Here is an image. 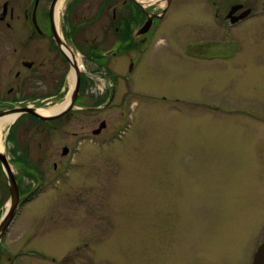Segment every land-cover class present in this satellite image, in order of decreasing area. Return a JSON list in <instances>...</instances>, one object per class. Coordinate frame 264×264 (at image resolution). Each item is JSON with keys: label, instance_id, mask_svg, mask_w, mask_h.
I'll list each match as a JSON object with an SVG mask.
<instances>
[{"label": "rangeland", "instance_id": "obj_1", "mask_svg": "<svg viewBox=\"0 0 264 264\" xmlns=\"http://www.w3.org/2000/svg\"><path fill=\"white\" fill-rule=\"evenodd\" d=\"M103 1L75 0L68 23L77 9L93 17ZM111 19L110 10L79 41H101ZM248 26L241 43H216L221 32L203 1L174 0L145 54L132 40L110 59L114 80L81 58L82 99L99 105L111 90L114 98L49 122L50 134L14 127L13 147L29 144L40 162L41 194L19 209L3 256L12 264H252L264 244V17ZM73 85L67 79L66 99Z\"/></svg>", "mask_w": 264, "mask_h": 264}, {"label": "flooded vegetation", "instance_id": "obj_2", "mask_svg": "<svg viewBox=\"0 0 264 264\" xmlns=\"http://www.w3.org/2000/svg\"><path fill=\"white\" fill-rule=\"evenodd\" d=\"M54 1L6 0L0 5V121L6 117H13L14 111L30 108L37 112L38 109L53 107L66 100V81L69 80L73 68L64 50L61 49L57 37L67 45V47L64 45L65 48L73 51V54L79 55L80 58H84L88 66L92 65L94 71H99L104 76L110 75L114 80L110 59L124 52L126 45L129 48L132 40L138 45L142 44L138 51L139 55L145 54L150 48L155 23L165 18L174 0H150L151 2L104 0L93 17L83 16L80 19L77 9L74 18L69 23L67 17L75 0L70 2L68 0L61 15L64 25L61 19L60 28L56 26L55 12L53 16L51 14ZM79 1H82V4L85 0ZM120 1L122 9L118 13L113 3ZM202 1L212 24L221 32H218L219 37L214 39L216 43H241L242 40L238 35L245 36L251 31L248 25L264 17V1L262 6H258V0ZM162 4L165 7L160 8ZM110 10L111 23L102 40L98 42L96 38L92 41L83 38V42H80L79 38L83 37L85 29L94 26ZM199 13L200 11H196L189 17H200ZM150 18H152V26L149 32L142 34ZM109 29L113 30L116 40L110 38ZM108 46L111 47L108 48ZM74 58L73 62L77 64L81 73V81L73 108L65 115L48 121L30 113H17L16 121L7 125L1 132L0 231L7 232L0 242V248L6 243L9 233L13 231V226L19 218V209L33 202V199L41 194H39L40 187L36 189L34 187L35 182L39 183L41 180L38 177L42 171L40 162L34 160V157L30 158L33 155L29 144L26 149H20V147L18 151L13 147L14 127L20 125V128L24 127L23 131L26 132L35 128L34 133L46 131L50 134L47 132L49 129H46L50 128L49 122L57 121L59 124L64 116L74 111L105 109L114 98L113 90H111L110 97L106 101L99 105L94 103L88 105L87 101L82 99V92L88 87L86 71H83L85 68L82 63L77 62L75 55ZM71 93V90L68 91L67 98L70 99ZM58 127L57 125L53 129ZM66 149L69 151V148ZM70 154L68 152L64 156L68 157ZM60 166L58 163L54 164L57 172H60ZM58 176L59 173L56 174V177ZM13 177L18 187L20 204L14 221L12 220L5 226L3 221L13 204ZM51 184L48 181L46 187ZM42 185L44 187V184ZM4 256L8 259L4 260ZM4 256L0 251V264L13 263L10 254Z\"/></svg>", "mask_w": 264, "mask_h": 264}, {"label": "water", "instance_id": "obj_3", "mask_svg": "<svg viewBox=\"0 0 264 264\" xmlns=\"http://www.w3.org/2000/svg\"><path fill=\"white\" fill-rule=\"evenodd\" d=\"M57 2H58V0H55L54 3H53V6L51 8L52 16L54 15L55 7H56ZM151 4H147V5L149 6ZM151 26H152V19H150L149 22L146 23L142 34H145V33L149 32ZM57 38H58V43L61 46V49H63L64 52H65L64 45H66V44L59 37H57ZM66 47H67V45H66ZM65 54H66L68 60L70 61L71 67L73 68L72 70L74 71V85H73L72 93L70 95V101H69L67 107L64 110H62L60 113H58L56 115H52V116L41 115V114L37 113L34 109H30V108H27V109H24V110H19L18 112L14 111L13 112L14 114L15 113L16 114L17 113H19V114L30 113V114H33V115L37 116L38 118H41L43 120H47L48 121V120L57 119V118L65 115L67 112H69L73 108L75 100H76L78 92H79L80 81H81V73H80V70H79V67L77 66V64L74 63L68 57L66 52H65ZM97 133L98 132H94V134H97ZM63 153L67 154L68 150L65 148L63 150ZM19 204H20V197H19L18 187H17V184H16V182L14 180V177H13V204H12L11 209L8 212V215L5 217V220L3 221L5 226L10 224V222H12V220L14 221L15 216H16L17 211H18V208H19ZM6 232L7 231H0V241L2 240V238H3V236H4V234ZM252 264H264V244L260 245V247L256 250V252L254 254V257H253Z\"/></svg>", "mask_w": 264, "mask_h": 264}, {"label": "bare ground", "instance_id": "obj_4", "mask_svg": "<svg viewBox=\"0 0 264 264\" xmlns=\"http://www.w3.org/2000/svg\"><path fill=\"white\" fill-rule=\"evenodd\" d=\"M68 0H59L57 2L56 8H55V22H56V26L57 28H60V23H61V15H62V11L65 10L66 5H67ZM152 19V18H150ZM65 49V52L67 53L68 57L72 60L75 61L74 55L76 57V60L79 64H81V58L79 55H76L75 53L73 54V51L69 50V49ZM70 83L71 85L74 83V71L71 72V75L69 77ZM70 99L67 98L63 103L57 104L53 107H48L45 109H38L37 112L41 115H45V116H49V115H55L60 113L62 110H64L68 103H69ZM18 118V114H13V117H6L4 119H2L0 121V138H1V132L4 130V128L11 124L12 122L14 123L16 121V119ZM2 147L1 141H0V148Z\"/></svg>", "mask_w": 264, "mask_h": 264}]
</instances>
